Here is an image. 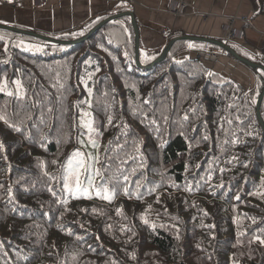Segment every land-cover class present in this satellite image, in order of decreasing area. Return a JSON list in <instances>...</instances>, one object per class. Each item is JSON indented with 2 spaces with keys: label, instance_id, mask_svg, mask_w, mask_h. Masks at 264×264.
I'll return each mask as SVG.
<instances>
[{
  "label": "trees",
  "instance_id": "obj_1",
  "mask_svg": "<svg viewBox=\"0 0 264 264\" xmlns=\"http://www.w3.org/2000/svg\"><path fill=\"white\" fill-rule=\"evenodd\" d=\"M189 43L138 63L130 16L69 45L0 28V264H264V70L248 90L178 57Z\"/></svg>",
  "mask_w": 264,
  "mask_h": 264
},
{
  "label": "crops",
  "instance_id": "obj_2",
  "mask_svg": "<svg viewBox=\"0 0 264 264\" xmlns=\"http://www.w3.org/2000/svg\"><path fill=\"white\" fill-rule=\"evenodd\" d=\"M120 9L135 13L144 51L163 50L173 36L193 35L226 42L227 33L233 30L237 37L227 44L264 62V14L258 12L252 0H0V24L53 37L79 32L103 13ZM188 41L192 47L178 57H197L199 51L216 50L217 58L202 59L211 71L248 90L259 84L261 68L247 65L222 47H206L209 42Z\"/></svg>",
  "mask_w": 264,
  "mask_h": 264
},
{
  "label": "water",
  "instance_id": "obj_3",
  "mask_svg": "<svg viewBox=\"0 0 264 264\" xmlns=\"http://www.w3.org/2000/svg\"><path fill=\"white\" fill-rule=\"evenodd\" d=\"M124 16H130L131 19H132V23H133L134 30H135L136 56H137V62L138 63H140L147 56H149V57H158L156 62H159V61L165 59L167 57V55L169 54L172 46L178 40H201V41H204V42H209V43L216 44V45L222 47L223 49H225L226 51L231 52L234 55V57H236L240 61H243L247 65H250V66L255 67V68H261L262 70H264V68L261 67L260 65H257L254 62L248 60L247 58H244V57L240 56L226 42H224L222 40L211 39V38H206V37H199V36H193V35L179 36V37L173 38L163 50L144 51V49L141 47L139 24H138L136 15H135V13L133 11H124V12H121V13L114 14V15L110 16L109 18L105 19L104 21H102L96 27H94L87 35H85V36H83V37H81L79 39H75V40H61V39L53 38V37H50V36H47V35H43V34H40V33H37V32L20 29V28H17L15 26L8 25V24H0V28L9 29V30L21 32V33H24V34L32 35V36L38 37L40 39L47 40V41H52V42H55V43H62V44L69 45V44H74V43H78L80 41L85 40L86 38L91 36L94 32H96L105 23H107V22H109L111 20H115V19L124 17ZM263 100H264V88H263V90L261 92V95L259 97L258 106H257L258 107L259 117H260V119H261V121H262V123L264 125V119H263V116H262V113H261Z\"/></svg>",
  "mask_w": 264,
  "mask_h": 264
},
{
  "label": "snow or ice",
  "instance_id": "obj_4",
  "mask_svg": "<svg viewBox=\"0 0 264 264\" xmlns=\"http://www.w3.org/2000/svg\"><path fill=\"white\" fill-rule=\"evenodd\" d=\"M189 47H192V45H189ZM37 50H42V49H37ZM209 75H211V73H209ZM15 83L19 85L20 81H15ZM5 87H6V81L3 86H0V91H4ZM8 95H12V93L8 92ZM0 119H3V117L0 116ZM85 126L89 129L90 132L93 130L91 124H86ZM93 146H95V144H93ZM76 157H80V159H76ZM87 172H88V168L86 167V161L83 158L82 153L77 151L74 154V157L70 158L67 161V165L64 170L65 179L62 185L63 189L67 190L70 193H80L84 191L85 189L83 188L82 185L81 175ZM94 174H99V173L98 171L94 170ZM124 179L127 180L128 177L125 176ZM107 183L108 181L105 180L104 184L99 185L97 190V195L105 199H108L110 195H115V185H113L112 188L109 189L105 187ZM261 242L264 243V241Z\"/></svg>",
  "mask_w": 264,
  "mask_h": 264
},
{
  "label": "built area",
  "instance_id": "obj_5",
  "mask_svg": "<svg viewBox=\"0 0 264 264\" xmlns=\"http://www.w3.org/2000/svg\"><path fill=\"white\" fill-rule=\"evenodd\" d=\"M8 2H15L16 0H7ZM237 37L236 31L230 30L226 35V42H230ZM218 53L216 50H203L197 53V57L200 59L217 58Z\"/></svg>",
  "mask_w": 264,
  "mask_h": 264
},
{
  "label": "rangeland",
  "instance_id": "obj_6",
  "mask_svg": "<svg viewBox=\"0 0 264 264\" xmlns=\"http://www.w3.org/2000/svg\"><path fill=\"white\" fill-rule=\"evenodd\" d=\"M83 124H84V126L86 124H91V126H92V115L90 113H85V116L83 117Z\"/></svg>",
  "mask_w": 264,
  "mask_h": 264
}]
</instances>
